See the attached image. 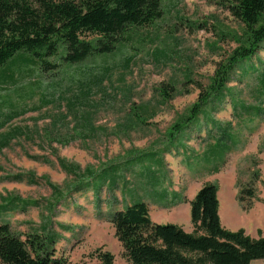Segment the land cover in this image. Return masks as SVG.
Wrapping results in <instances>:
<instances>
[{
  "label": "rangeland",
  "instance_id": "rangeland-1",
  "mask_svg": "<svg viewBox=\"0 0 264 264\" xmlns=\"http://www.w3.org/2000/svg\"><path fill=\"white\" fill-rule=\"evenodd\" d=\"M219 1L164 0L163 17L132 29L113 52L81 62L58 56L53 72L23 54L0 67V223L23 238L53 231L66 264H102L101 248L128 264L114 210L178 188V202L167 196L150 216L195 234L188 197L215 183L223 226L264 236V48L237 64L191 124H175L200 94L187 80L206 87L244 38V24ZM164 83L177 87L168 101ZM244 186L256 191L248 210L238 199Z\"/></svg>",
  "mask_w": 264,
  "mask_h": 264
},
{
  "label": "trees",
  "instance_id": "trees-1",
  "mask_svg": "<svg viewBox=\"0 0 264 264\" xmlns=\"http://www.w3.org/2000/svg\"><path fill=\"white\" fill-rule=\"evenodd\" d=\"M218 3L244 24V38L236 39L238 45L220 62L206 87L187 80L186 83H196L200 94L190 113L175 124H191L226 89L237 64L252 59L264 48V0ZM163 15L164 0H0V67L15 55L23 54L41 71L53 72L60 65L55 59L58 56L65 61L81 62L113 52L130 40L132 29L149 26ZM160 91L168 101L177 87L164 83ZM27 111L23 109V113ZM176 126V131H180L181 127ZM102 172L107 181V171ZM255 197L251 186L241 187L238 192L245 210L251 207L245 200ZM20 201L10 200L14 209L20 207ZM9 204L1 207L6 209ZM219 206L218 185L204 184L191 201L195 234L174 223L154 222L143 201L116 209L110 217L128 264H251L264 259V236L254 238L244 229H226ZM56 243L53 231L28 233L23 238L9 222L0 223L3 264H66L67 260L56 254ZM97 256L102 264H119L109 250L101 248Z\"/></svg>",
  "mask_w": 264,
  "mask_h": 264
},
{
  "label": "crops",
  "instance_id": "crops-1",
  "mask_svg": "<svg viewBox=\"0 0 264 264\" xmlns=\"http://www.w3.org/2000/svg\"><path fill=\"white\" fill-rule=\"evenodd\" d=\"M181 130V129H180ZM226 136V132H224V137ZM219 142H221V139L219 140ZM218 168V167H217ZM216 168V169H217ZM199 191V190H198ZM197 191V192H198ZM197 192L195 193V195H191L190 197H188L189 198V200L191 201V200H193L194 199V197L196 196V194H197ZM161 197H158V196H155V199L154 200H151L150 198H145V199H143V200H141V201H143V202H145L147 205H148V207H149V209H151V207H152V205L154 204V203H156L157 204V206H159V207H163L164 206V203L165 202H168V200H166L167 199V196H170L171 195V197H172V199L171 200H177V202H178V200L181 198V195H182V192H180V190L177 188V189H175L173 192H171V194H167L166 192H163V193H161ZM132 203H128V205H131ZM178 205V204H177ZM127 206V205H126ZM126 206H122V207H120V208H118V209H122V208H124V207H126ZM185 207H186V209H185V211H186V215L188 216V217H190V214H191V204H190V202L188 203V204H186L185 205ZM219 213H220V217L221 218H223L224 216L226 217V205L224 204V207H222L221 206V203H220V207H219ZM150 215H151V210H150ZM152 219V218H151ZM154 219V220H153ZM153 221L154 222H157V223H166V222H161V220H157V219H155L154 217H153Z\"/></svg>",
  "mask_w": 264,
  "mask_h": 264
}]
</instances>
